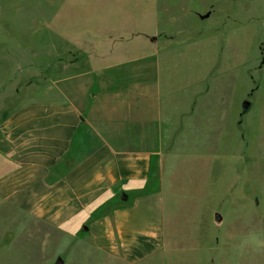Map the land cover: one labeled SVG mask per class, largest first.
Here are the masks:
<instances>
[{
	"label": "rangeland",
	"instance_id": "374dc122",
	"mask_svg": "<svg viewBox=\"0 0 264 264\" xmlns=\"http://www.w3.org/2000/svg\"><path fill=\"white\" fill-rule=\"evenodd\" d=\"M99 15L113 25L112 39L176 44L166 89H182L180 98L208 89L207 112L193 111L191 122L184 110L187 121L163 139L175 172L177 229L190 234L179 242L186 250L165 264H264V0H0L2 90L15 77L18 93L27 81L29 97L42 93L78 25ZM71 244L0 205V264L67 261Z\"/></svg>",
	"mask_w": 264,
	"mask_h": 264
},
{
	"label": "crops",
	"instance_id": "0c3cea01",
	"mask_svg": "<svg viewBox=\"0 0 264 264\" xmlns=\"http://www.w3.org/2000/svg\"><path fill=\"white\" fill-rule=\"evenodd\" d=\"M91 21L38 96L0 78V205L72 240L63 264H165L190 234L163 143L184 110L207 112L208 89L165 88L172 40L112 39L107 16Z\"/></svg>",
	"mask_w": 264,
	"mask_h": 264
},
{
	"label": "water",
	"instance_id": "95a60500",
	"mask_svg": "<svg viewBox=\"0 0 264 264\" xmlns=\"http://www.w3.org/2000/svg\"><path fill=\"white\" fill-rule=\"evenodd\" d=\"M209 15V13H206V14H202L201 17H207ZM250 104L248 101H245L243 104H242V108L244 109V111H247L248 108H249ZM215 219L217 221H220L221 220V215L216 213L215 214ZM63 258L61 256H58L54 262V264H63Z\"/></svg>",
	"mask_w": 264,
	"mask_h": 264
}]
</instances>
